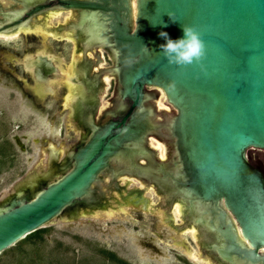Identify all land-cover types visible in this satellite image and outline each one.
<instances>
[{
    "label": "water",
    "instance_id": "water-1",
    "mask_svg": "<svg viewBox=\"0 0 264 264\" xmlns=\"http://www.w3.org/2000/svg\"><path fill=\"white\" fill-rule=\"evenodd\" d=\"M14 1L24 10L20 18L13 19L14 9L4 13L0 0V34L30 21L63 26L76 41L79 32L85 50L102 48L112 59L105 71L115 77L116 104L77 145L73 167L60 173L67 153L57 159L49 144L47 164L0 204V254L66 210L101 201L103 187L128 175L165 194L164 222L195 226L213 263L264 264V168L248 156L264 151V0H37L30 8ZM60 9L75 13L70 29L42 20ZM181 25L200 33L205 49L198 63L169 64L161 53L158 33L176 39ZM85 63L76 53V77ZM158 94L169 109L156 108ZM151 136L165 144L166 160L148 145ZM174 202L185 205V216L173 213Z\"/></svg>",
    "mask_w": 264,
    "mask_h": 264
},
{
    "label": "rangeland",
    "instance_id": "rangeland-1",
    "mask_svg": "<svg viewBox=\"0 0 264 264\" xmlns=\"http://www.w3.org/2000/svg\"><path fill=\"white\" fill-rule=\"evenodd\" d=\"M36 1L23 0L24 7H32ZM1 3L4 13L14 9L13 19L20 18L24 11L19 10L22 6L14 0H1ZM50 13L58 14L46 18L45 23L53 26L68 24L75 17L73 11L60 9L42 15V20ZM33 26L30 21L22 26L29 29L20 30L17 36L0 37V204L47 164L49 144L54 145L57 159H61L81 137V130L71 118L65 86L62 83L55 86L57 96H39L32 74L23 66L28 54L44 50L59 65L60 74L67 75L76 55V40L70 31L41 25L35 30L30 28ZM53 29L61 34L63 41L53 38ZM98 50L104 57L98 66H111L109 54L102 48ZM88 53L97 59L95 49ZM39 59L32 62L36 68L41 63ZM104 77L108 83L98 93L96 122L109 107L116 86L115 77L111 76L112 81L107 74ZM164 100L158 94L153 103L157 109H169ZM148 145L157 148L159 158L166 160L162 141L151 136ZM248 156L252 163L264 168V151L252 149ZM137 190L141 192L138 194ZM143 198L153 212L142 209ZM180 204L171 205L178 218L186 212H177L175 206ZM168 219L165 194L157 192L152 183L147 185L139 178L122 175L117 177L116 186L103 187L101 201L66 210L62 218L3 251L0 264H215L208 253H202L196 238L200 234L197 228L175 221L164 222ZM173 225L184 227L177 230Z\"/></svg>",
    "mask_w": 264,
    "mask_h": 264
},
{
    "label": "flooded vegetation",
    "instance_id": "flooded-vegetation-1",
    "mask_svg": "<svg viewBox=\"0 0 264 264\" xmlns=\"http://www.w3.org/2000/svg\"><path fill=\"white\" fill-rule=\"evenodd\" d=\"M51 4H56V0H49ZM55 12V11H54ZM57 13H50L47 18L55 17L57 16ZM34 28L35 30H39L38 25L30 27ZM63 26L57 27L56 31H59ZM68 29H70L69 24L67 25ZM24 30H27L29 28H24ZM47 31L52 29H47ZM18 31V30H17ZM54 34L55 30L53 29ZM57 39V37H53ZM58 40V39H57ZM63 41V40H60ZM77 41H79V46L77 47V54L84 55V57H87V63H85L86 71L85 73H81L76 77L75 73V64H76V55L73 58V62L71 64L70 73L67 75H61L59 72V65L56 64V61L53 59L52 56L44 54V50L37 51L34 55L39 56V60L41 63L37 65L38 68V76L35 80V89L39 96H57V90H55V86L58 83H62L65 87V89L69 93V104H71V107L69 108L71 110V118L75 121L77 124V127L81 130V137L77 139L74 144L72 145V148L69 152H67L62 166H60L59 172L62 173L63 171H66L69 167H73L74 161L72 159V153L76 151V147L80 143H84L85 139L91 135L93 125H103L109 118V115H107V112L104 110L102 111V115L100 116L98 122H95V113L98 108L99 101L97 100L98 93H101L103 91V87L108 83L106 78L104 77L105 74L108 75L107 78H110L112 81L111 75L107 72L105 73V68L103 66H98L99 62L102 61L104 57L101 56L100 51L98 54H94L97 56V59H93L90 54L88 53L89 50H85L84 46V38L83 41H81V35L79 32H77ZM77 43V42H76ZM89 54V55H88ZM32 57V56H29ZM47 58V59H46ZM35 59H37L35 57ZM34 59V60H35ZM50 62L51 65L47 66L46 62ZM82 66L84 65V61L81 62ZM24 66V65H23ZM29 66H32L29 64ZM97 66V69H95ZM25 68V67H24ZM57 74V75H55ZM110 83V81H109ZM150 91L158 92L155 88H150ZM111 103H113V106L116 104V97L114 96L111 100ZM115 108V107H114ZM113 108V109H114ZM112 109V110H113ZM110 110V111H112ZM107 117L106 119H104ZM113 119H117L119 115H113L110 116ZM104 120V121H103ZM52 157V156H51ZM57 157V155H56ZM256 165L255 163H253ZM258 166V165H257ZM58 172V174H60ZM51 178H53L55 175ZM50 181V180H49ZM46 181H41L38 184V188H41L42 185L47 184ZM34 189V188H33ZM33 189L32 192H33ZM18 195L12 196L16 197ZM11 199L7 198L5 201ZM177 212L184 213L186 210L182 209V205L175 206ZM197 231V230H196Z\"/></svg>",
    "mask_w": 264,
    "mask_h": 264
},
{
    "label": "clouds",
    "instance_id": "clouds-1",
    "mask_svg": "<svg viewBox=\"0 0 264 264\" xmlns=\"http://www.w3.org/2000/svg\"><path fill=\"white\" fill-rule=\"evenodd\" d=\"M172 22L171 14H167ZM183 35L176 39L169 37L165 31H160L158 35L164 39L160 44L161 53L169 64L186 65L194 61L200 62L204 55L205 45L199 31L192 25H181Z\"/></svg>",
    "mask_w": 264,
    "mask_h": 264
},
{
    "label": "bare ground",
    "instance_id": "bare-ground-1",
    "mask_svg": "<svg viewBox=\"0 0 264 264\" xmlns=\"http://www.w3.org/2000/svg\"><path fill=\"white\" fill-rule=\"evenodd\" d=\"M36 1V0H35ZM65 11H70V10H65ZM72 11V10H71ZM75 13L73 12V15H74ZM48 17V16H47ZM47 17H44L45 19L43 20L44 21V23L46 22V18ZM48 29V28H47ZM18 30V31H17ZM20 30H24L23 29V27L22 26H19V27H17V29H16V31L15 32H8V33H4V34H0L2 37H4V38H11V37H15V36H17L18 34H19V32H20ZM55 30H57V28H55ZM53 36L54 37H57V39H59L60 38V40H63V38L61 37V34L59 35L58 33H55V34H53ZM73 38H75L74 37V35H71ZM70 37V36H69ZM62 38V39H61ZM76 40V39H75ZM77 42V41H76ZM29 56H32V57H29ZM36 58L37 59H39V56H36ZM34 59H35V55L34 54H32V55H30V54H28L26 57H25V59L23 60V65H24V67H25V69L29 72V73H31L32 74V76L36 79V77L38 76V74H37V68L34 66V64H32V62L34 61ZM29 64H31L32 66H29ZM37 70V71H36ZM165 99V98H164ZM147 202V201H146ZM180 204V203H179ZM181 205V204H180ZM183 206V205H182ZM178 213H180V212H178ZM180 217H182V215L180 216ZM181 228H183V226H180ZM191 227H194V228H196L195 226H191ZM196 230V229H195ZM197 232H199V230H197ZM200 233V232H199ZM196 238L198 239L199 238V240H200V237H199V235L197 234V236H196ZM189 252V254H191V251H188Z\"/></svg>",
    "mask_w": 264,
    "mask_h": 264
},
{
    "label": "trees",
    "instance_id": "trees-1",
    "mask_svg": "<svg viewBox=\"0 0 264 264\" xmlns=\"http://www.w3.org/2000/svg\"><path fill=\"white\" fill-rule=\"evenodd\" d=\"M41 229L37 230L36 232L40 231Z\"/></svg>",
    "mask_w": 264,
    "mask_h": 264
}]
</instances>
